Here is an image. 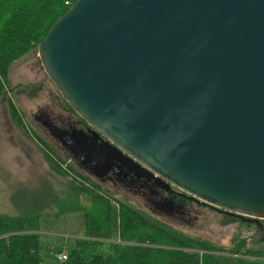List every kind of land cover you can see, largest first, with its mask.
<instances>
[{
	"label": "water",
	"instance_id": "95a60500",
	"mask_svg": "<svg viewBox=\"0 0 264 264\" xmlns=\"http://www.w3.org/2000/svg\"><path fill=\"white\" fill-rule=\"evenodd\" d=\"M37 55L95 136L45 127L96 180L264 220V0H77Z\"/></svg>",
	"mask_w": 264,
	"mask_h": 264
},
{
	"label": "rangeland",
	"instance_id": "374dc122",
	"mask_svg": "<svg viewBox=\"0 0 264 264\" xmlns=\"http://www.w3.org/2000/svg\"><path fill=\"white\" fill-rule=\"evenodd\" d=\"M8 85L11 91L7 98L21 113L26 133L12 121L6 101H0V214L16 216L28 213L32 207L45 206L38 220V233L45 263L52 264L59 253L74 250L76 241L84 237L85 216L80 206L90 208L91 204L83 197L76 204L70 192V180L51 171L42 154L40 140L76 171L90 174L35 120L36 116H42L52 122L50 118L61 116L66 124L69 115L73 114L48 80L37 52L11 65ZM96 181L112 203L110 233L113 242L118 241L117 204L123 203L189 237L226 250L242 240L247 248L252 249L264 244L255 229H249L237 218L220 214L202 203L191 202L186 213L159 209L155 200L145 192L129 189L108 178ZM68 204L70 209L62 212L61 209Z\"/></svg>",
	"mask_w": 264,
	"mask_h": 264
},
{
	"label": "trees",
	"instance_id": "16d2710c",
	"mask_svg": "<svg viewBox=\"0 0 264 264\" xmlns=\"http://www.w3.org/2000/svg\"><path fill=\"white\" fill-rule=\"evenodd\" d=\"M76 1L0 0V101H6L12 121L24 132L22 115L7 98L11 91L9 68L37 52L38 44ZM40 141L51 171L70 180L76 204L81 197L91 204L90 208L80 206L85 216L84 237L76 241L74 250L58 254H66L65 261L52 264H264V244L252 249L242 240L226 250L189 237L123 203L117 204L118 241H111L112 203L107 193L91 175L76 171ZM69 204L62 212L70 209ZM32 209L16 216L0 214V264H46L38 233V220L45 206Z\"/></svg>",
	"mask_w": 264,
	"mask_h": 264
},
{
	"label": "flooded vegetation",
	"instance_id": "af4514ba",
	"mask_svg": "<svg viewBox=\"0 0 264 264\" xmlns=\"http://www.w3.org/2000/svg\"><path fill=\"white\" fill-rule=\"evenodd\" d=\"M69 115V121L64 123V119L61 116H57L50 118L52 122L49 120H45L42 118V116H36L35 120L38 122L42 127H44L45 130H47V127H45V122L52 123L55 128L60 130H68V131H79L82 133H85L88 136H95V133L74 113ZM75 118V119H74ZM72 119V120H71ZM46 122V123H47ZM48 131V130H47ZM49 133V132H48ZM51 136V135H50ZM51 138L56 141L59 146L64 149L69 155H72L73 157H76V161L79 163L80 161L77 159L79 158L78 152L69 151V146L63 141L56 139L51 136ZM80 164V163H79ZM143 174L140 172V175ZM111 179L115 182H120L123 186L132 189L137 190L139 192H145L150 197H152L155 200V204L159 206V209L166 208L169 211H177L181 213H186L188 210V206L191 202L195 203L196 201L189 198L188 196L182 194L180 191L176 190L175 188H166L163 184H161L158 181H153L152 179L143 180V179H135V178H128L122 173L121 175H113L110 173L105 177V179ZM104 180V179H103ZM102 180V181H103ZM220 214H225L222 212H219ZM234 218H237L239 222H241L243 225H245L249 229H255L261 238V241L264 240V220L260 221V224H255L252 222V219L247 218H239L234 215L225 214Z\"/></svg>",
	"mask_w": 264,
	"mask_h": 264
},
{
	"label": "built area",
	"instance_id": "2783aa9c",
	"mask_svg": "<svg viewBox=\"0 0 264 264\" xmlns=\"http://www.w3.org/2000/svg\"><path fill=\"white\" fill-rule=\"evenodd\" d=\"M66 254H60L57 256L56 260L59 262L65 261L66 260Z\"/></svg>",
	"mask_w": 264,
	"mask_h": 264
}]
</instances>
